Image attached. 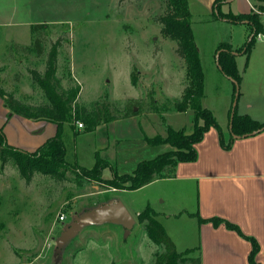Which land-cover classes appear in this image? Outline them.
<instances>
[{
    "label": "rangeland",
    "instance_id": "rangeland-1",
    "mask_svg": "<svg viewBox=\"0 0 264 264\" xmlns=\"http://www.w3.org/2000/svg\"><path fill=\"white\" fill-rule=\"evenodd\" d=\"M214 1L190 0L191 29L205 76L202 104L212 111L227 138L237 85L222 72L217 48L222 42L242 47L249 38L247 25L217 18ZM235 6L236 2H228L221 10L234 11ZM166 8L167 0H0V88L22 102L48 103L30 71L44 73L52 44L60 41L57 76L66 89L80 87V106L91 107L108 95L115 109L136 100L139 107L134 110H140L94 131L85 132L77 120L66 123L69 158L74 161L75 152L76 162L92 168L99 153L117 173H133L140 161L174 149L169 143L150 146L143 141L144 134L165 136L168 125L191 134L203 124L202 119H194L192 110L180 113L172 108L181 99L187 77L176 43L162 34L158 21ZM252 12H260L258 6ZM38 24L45 26L33 29ZM41 36L45 52L37 56L33 44ZM236 60L241 75L237 113L264 121V37L256 39L249 56L238 54ZM154 100L156 106L171 109L153 110ZM0 127L8 144L30 152L57 132L51 121L43 124L12 113L2 97ZM110 164L103 170L105 178L113 177ZM69 167L62 179L35 173L31 182L12 160L0 172V264H153L163 247L149 238L137 219L149 205L179 252L197 242V219L189 215L200 210L197 181L156 180L136 190L115 191L95 182L80 184L72 171L74 163ZM112 203L123 204L135 220L127 237L122 224L92 223L59 245L77 216Z\"/></svg>",
    "mask_w": 264,
    "mask_h": 264
},
{
    "label": "trees",
    "instance_id": "trees-1",
    "mask_svg": "<svg viewBox=\"0 0 264 264\" xmlns=\"http://www.w3.org/2000/svg\"><path fill=\"white\" fill-rule=\"evenodd\" d=\"M227 1L215 0L214 13L219 19H227L235 23L247 20L244 23L250 28L249 40L239 48H234L233 44L229 42L220 43L217 48V52L220 51L217 58L225 76L232 77L240 83L241 75L238 72L236 56L242 53L249 56L258 35L264 33V22L262 19L264 0H258L257 6L260 12L241 14H235L231 11L223 12L221 5L227 3ZM191 17L190 0H167V8L158 21L161 24L162 34L176 43V52L186 63L185 75L187 84L182 91L181 99L174 101L172 108L180 113L192 110L194 119H202L203 124H197L191 134H185V128L177 130L168 125L165 136L159 134L150 137L146 134L142 136L143 141L150 146L169 143L174 149L161 153L151 160L140 161L133 173L125 174L117 173L115 166L111 165L107 159L101 158L99 153L95 155L97 161L92 168L83 167L76 162L77 158L74 151V161L71 160L69 158L71 150L66 142L64 133V125L66 123L71 124L77 120L84 125L85 132L94 131L105 123L138 114L140 110H134V106L139 107V102L136 100L134 102L130 101L123 109H115L108 100V95H106L102 101L93 103L91 107L80 106L78 104L80 87L73 85L66 89L62 86V80L57 76L59 69L58 48L61 42L56 41L52 44V50L47 56L44 73L33 69L30 71L33 81L43 88L48 98V103L34 105L22 102L17 97H14L13 94L6 93L0 88V97L4 98L5 105L12 113L23 117L26 116L36 121H51L56 125V135L48 138L36 151L30 152L8 144L4 130L0 127V172L12 160L19 169L20 175L27 182L32 181L35 173H43L62 179L65 176L64 174L70 169L69 166L74 163L72 171L77 174L80 184L95 182L98 186L109 190H136L152 183L156 179L174 177L177 172L176 168L180 163L196 161L199 156L196 145L203 140L205 133L213 126L217 128L221 146L226 150H229L234 141L238 139L234 135L242 138L249 133L264 130V121L259 122L249 114H238L236 110L232 121V131L229 137L226 138L212 111L203 106L205 76L200 61L199 49L194 39L193 29H191ZM40 26L44 27L45 24H38L33 29ZM33 50L37 56L44 54L42 36L34 40ZM131 78L134 84L138 82L135 72L131 74ZM156 102L154 100L153 103L155 105L151 107L155 111L160 112L171 109L170 105L160 108L156 106ZM74 130L75 134L79 133L76 129ZM109 164L111 165L113 177L105 178L103 177V170ZM156 215L157 213L150 206H147L137 214V219L144 224L146 234L155 244L162 246L164 250L155 253L153 264H182L185 262L201 264L200 255L197 257L187 255L194 250L199 251L200 249L196 247L195 249H186L184 253L179 252L176 249L174 240L170 234H167ZM195 216L199 219V222H212L215 227L224 224L228 229L241 233L252 244V250L249 254L250 264H260L255 260L260 250L257 240L250 235L246 236L243 234L237 224L219 216L212 218H203L198 214H195Z\"/></svg>",
    "mask_w": 264,
    "mask_h": 264
},
{
    "label": "crops",
    "instance_id": "crops-1",
    "mask_svg": "<svg viewBox=\"0 0 264 264\" xmlns=\"http://www.w3.org/2000/svg\"><path fill=\"white\" fill-rule=\"evenodd\" d=\"M239 1V4L238 0L227 1L236 2V9L230 10L232 13H252L258 4V0ZM262 19L264 22V13ZM246 28L245 36H249L250 28L248 25ZM260 34L257 39L264 37V33ZM41 121L44 124L48 120ZM196 148L198 159L178 164L176 175L167 178L197 181L199 186L200 210L189 212L197 219L194 232L197 242L189 244L187 249H200L201 264H250L252 244L249 239L224 224L215 227L212 222H199L195 214L203 218L219 216L237 224L243 234L257 240L260 250L255 260L264 264V130L236 139L226 150L221 146L218 130L213 127Z\"/></svg>",
    "mask_w": 264,
    "mask_h": 264
},
{
    "label": "water",
    "instance_id": "water-1",
    "mask_svg": "<svg viewBox=\"0 0 264 264\" xmlns=\"http://www.w3.org/2000/svg\"><path fill=\"white\" fill-rule=\"evenodd\" d=\"M244 22H247V20H244ZM220 53V51H218L217 55ZM236 53V52H235ZM218 60V58H217ZM218 64H219V60H218ZM232 78V77H231ZM233 79V78H232ZM237 85V89H236V96L235 99L233 101L232 104V110H231V116H230V132L232 131V127H233V118L234 115L236 113L237 110V102H238V98H239V94L240 92L239 90V83L233 79ZM264 129V128H263ZM257 133H260V131H255L252 133H249L245 136L248 135H255ZM243 136V137H245ZM234 137L236 138H240L236 135H234ZM74 224L67 230H65L62 235H61V239L59 241V245L62 246L64 245L66 242H68L69 240L75 238V235L85 226H88L92 223H104V222H113L116 224H122L125 227V234L124 236H128L130 231L132 230V228L134 227L135 224V220L133 219V217L130 215V213L128 212V210L126 209V207L123 204H118V203H112V204H106L103 207L94 209V210H90L89 212L81 215V216H77L74 220Z\"/></svg>",
    "mask_w": 264,
    "mask_h": 264
},
{
    "label": "built area",
    "instance_id": "built-area-1",
    "mask_svg": "<svg viewBox=\"0 0 264 264\" xmlns=\"http://www.w3.org/2000/svg\"><path fill=\"white\" fill-rule=\"evenodd\" d=\"M260 35H261V34H259L258 36H260ZM78 127H80V128H84V127H83V124H82L81 122H78ZM65 217H66V216L63 215L61 218H62V219H65Z\"/></svg>",
    "mask_w": 264,
    "mask_h": 264
}]
</instances>
